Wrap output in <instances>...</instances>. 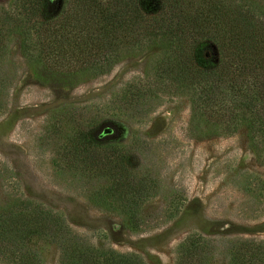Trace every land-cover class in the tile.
I'll return each instance as SVG.
<instances>
[{"label": "rangeland", "instance_id": "1", "mask_svg": "<svg viewBox=\"0 0 264 264\" xmlns=\"http://www.w3.org/2000/svg\"><path fill=\"white\" fill-rule=\"evenodd\" d=\"M252 1L264 11V0ZM152 53L123 56L66 88L35 81L17 37L8 39L0 53V206L17 197L38 202L78 240L145 264H174L179 243L199 234L197 264H229L233 245L264 242V165L243 127L191 135L186 99L142 84ZM82 131L96 141L76 140ZM119 182L126 196L112 195ZM0 244V264L27 263V251L31 264H58L49 238Z\"/></svg>", "mask_w": 264, "mask_h": 264}, {"label": "trees", "instance_id": "2", "mask_svg": "<svg viewBox=\"0 0 264 264\" xmlns=\"http://www.w3.org/2000/svg\"><path fill=\"white\" fill-rule=\"evenodd\" d=\"M12 35L35 81L66 88L104 74L123 56L151 50L142 84L186 99L189 133L204 138L243 127L264 165V11L254 1L8 0L0 7V53ZM76 140L96 141L84 131ZM119 184L112 195L126 196L129 187ZM17 198L0 206V242L49 238L58 264H145L134 253L78 240L56 212ZM129 201L133 216L136 202ZM202 245L199 234L186 236L174 264H197ZM34 256L27 251L24 264ZM229 264H264V242L233 245Z\"/></svg>", "mask_w": 264, "mask_h": 264}]
</instances>
